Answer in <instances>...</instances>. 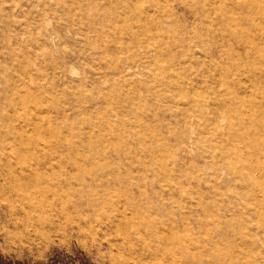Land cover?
<instances>
[{
  "label": "rangeland",
  "instance_id": "1",
  "mask_svg": "<svg viewBox=\"0 0 264 264\" xmlns=\"http://www.w3.org/2000/svg\"><path fill=\"white\" fill-rule=\"evenodd\" d=\"M0 264H264V0H0Z\"/></svg>",
  "mask_w": 264,
  "mask_h": 264
}]
</instances>
